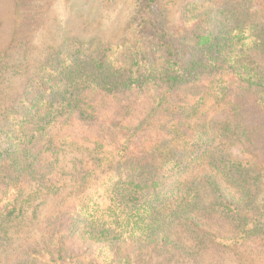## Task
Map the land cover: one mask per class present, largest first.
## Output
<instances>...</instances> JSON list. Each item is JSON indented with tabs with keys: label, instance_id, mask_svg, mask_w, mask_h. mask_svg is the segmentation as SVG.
I'll use <instances>...</instances> for the list:
<instances>
[{
	"label": "trees",
	"instance_id": "obj_1",
	"mask_svg": "<svg viewBox=\"0 0 264 264\" xmlns=\"http://www.w3.org/2000/svg\"><path fill=\"white\" fill-rule=\"evenodd\" d=\"M129 2L125 36L1 62L30 76L0 97V252L31 237L17 264H246L264 251V0H192L177 25Z\"/></svg>",
	"mask_w": 264,
	"mask_h": 264
},
{
	"label": "rangeland",
	"instance_id": "obj_2",
	"mask_svg": "<svg viewBox=\"0 0 264 264\" xmlns=\"http://www.w3.org/2000/svg\"><path fill=\"white\" fill-rule=\"evenodd\" d=\"M16 0H0V68L1 62L12 67L22 62L27 69L34 67L49 47L62 43L73 37L89 42L95 50L105 43L125 36L130 21L129 0H42L36 9V16L29 21L27 17H16L14 4ZM160 8L169 21L175 25L187 3L192 0H159ZM20 26L19 39L24 46H15L12 37L17 26ZM28 47L31 52L21 61V52ZM2 58L4 60L2 61ZM0 75L2 69H0ZM3 74L0 81V97L16 96L20 93L27 76L12 75L10 69ZM32 70V69H30ZM70 157H68L69 159ZM68 164V161L65 160ZM34 238V237H33ZM21 241V243H18ZM25 243L26 245H23ZM33 247L32 238L20 239L13 243L9 251L0 252V264H17L29 259L28 253ZM14 249V250H13ZM241 253V254H240ZM239 254L246 264H264V251L258 252L254 247L241 248ZM239 264L236 257L223 256L219 264Z\"/></svg>",
	"mask_w": 264,
	"mask_h": 264
}]
</instances>
